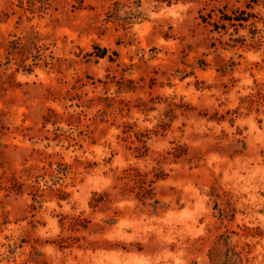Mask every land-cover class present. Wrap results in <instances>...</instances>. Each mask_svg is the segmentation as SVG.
Returning a JSON list of instances; mask_svg holds the SVG:
<instances>
[{"label": "rangeland", "instance_id": "rangeland-1", "mask_svg": "<svg viewBox=\"0 0 264 264\" xmlns=\"http://www.w3.org/2000/svg\"><path fill=\"white\" fill-rule=\"evenodd\" d=\"M0 264H264V0H0Z\"/></svg>", "mask_w": 264, "mask_h": 264}, {"label": "trees", "instance_id": "trees-1", "mask_svg": "<svg viewBox=\"0 0 264 264\" xmlns=\"http://www.w3.org/2000/svg\"><path fill=\"white\" fill-rule=\"evenodd\" d=\"M224 20H226V21H228V22H231V19L230 18H225ZM97 49V48H96ZM97 51H99V50H97ZM105 52H104V50H100V53H99V58H103L104 57V54Z\"/></svg>", "mask_w": 264, "mask_h": 264}]
</instances>
